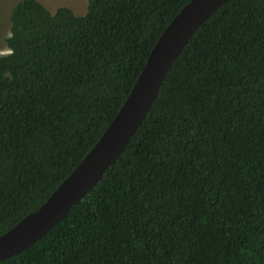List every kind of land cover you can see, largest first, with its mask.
Masks as SVG:
<instances>
[{"label": "trees", "instance_id": "obj_1", "mask_svg": "<svg viewBox=\"0 0 264 264\" xmlns=\"http://www.w3.org/2000/svg\"><path fill=\"white\" fill-rule=\"evenodd\" d=\"M189 0H39L9 11L0 54V234L98 140ZM0 264H264V0L194 31L93 188Z\"/></svg>", "mask_w": 264, "mask_h": 264}, {"label": "water", "instance_id": "obj_2", "mask_svg": "<svg viewBox=\"0 0 264 264\" xmlns=\"http://www.w3.org/2000/svg\"><path fill=\"white\" fill-rule=\"evenodd\" d=\"M227 0H189L150 49L124 102L98 140L46 200L0 234V259L32 244L99 181L147 113L162 79L200 24Z\"/></svg>", "mask_w": 264, "mask_h": 264}, {"label": "rangeland", "instance_id": "obj_3", "mask_svg": "<svg viewBox=\"0 0 264 264\" xmlns=\"http://www.w3.org/2000/svg\"><path fill=\"white\" fill-rule=\"evenodd\" d=\"M19 0H0V54L8 52L5 38L10 32L9 11ZM51 12L59 6H68L75 13L83 14L86 11L88 0H39Z\"/></svg>", "mask_w": 264, "mask_h": 264}]
</instances>
